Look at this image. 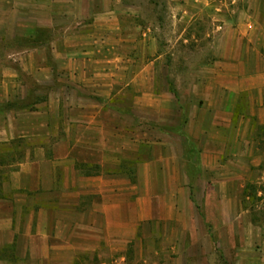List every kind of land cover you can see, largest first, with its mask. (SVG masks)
<instances>
[{"label": "crops", "instance_id": "0c3cea01", "mask_svg": "<svg viewBox=\"0 0 264 264\" xmlns=\"http://www.w3.org/2000/svg\"><path fill=\"white\" fill-rule=\"evenodd\" d=\"M19 35L20 48L4 51L10 65H0V105L33 94L19 74L51 91L44 111L0 115V264H82L83 251L96 253L100 239L114 248L115 154L140 155L147 135L171 133L195 148L204 172L221 169L220 138L227 134L218 128L219 116L241 95L264 106V0H0V38ZM162 39L210 41L218 57L227 58L231 49L234 64L202 65L213 70L212 80L194 76L182 97H172L161 75L168 54L160 49ZM248 54L255 61L250 77L243 64ZM258 113L264 121V109ZM164 123L173 129L163 130ZM159 141H149L155 164L174 169L175 187L149 199L154 221H173L192 196L179 189L186 184L179 182V144ZM147 165L140 164L141 182ZM126 193L121 199L129 201ZM98 200L110 201L111 212L98 209ZM65 201L76 206V228H65ZM120 223L122 243L131 241L132 230L150 232L131 228L130 217ZM99 228H106L105 237ZM176 232L182 242L191 233L189 246L176 249V264L184 249L188 257L201 256L195 264H211L212 250H221L210 228ZM260 245L262 254L241 252L231 264H264V241Z\"/></svg>", "mask_w": 264, "mask_h": 264}, {"label": "rangeland", "instance_id": "374dc122", "mask_svg": "<svg viewBox=\"0 0 264 264\" xmlns=\"http://www.w3.org/2000/svg\"><path fill=\"white\" fill-rule=\"evenodd\" d=\"M22 33L26 34L25 31ZM41 34H47L45 35L47 40L42 42L43 45H47L49 43L48 33L45 31ZM23 38L20 35L14 41H2L0 38V65H10V62L3 58L4 51L9 52L11 49L20 48ZM38 40L35 39V43ZM158 43L161 51L168 53L162 59V64L168 69L166 67L161 75L164 76L163 80L171 86V88L169 86V92L172 97L175 96L174 92L177 93V97H182L185 91L183 86L194 76L212 80L213 70L200 69L202 65L210 66L216 63L224 65L225 62L230 61L234 64L235 60L231 49H226V52L230 54L227 58L216 56L211 47L212 42L207 40L186 43L162 39ZM11 62H14L13 59ZM243 64L249 72L247 77H250L252 73L250 71L255 65L254 58L248 54L243 59ZM19 78L31 88L33 94L25 100L8 103L10 107L4 112L0 107V112L2 111L0 115H5L9 111L15 114L40 112L47 108L45 101L51 87L38 83L26 74H19ZM232 80H235L234 77ZM249 96V94L241 95L238 102L233 100L232 104L230 103L231 110L223 112L224 114H221L217 121L218 128L227 134L225 138H220L225 142V146L222 145L224 150L221 153V169H208L204 172L200 167L199 155L196 150H193L195 148L192 145L188 146L184 138L171 135V133L168 136L165 133L156 134L157 136L154 133L147 135L148 145L141 146L140 155L135 151L123 155L115 154L114 194L116 200L113 202L115 228H111L116 235L113 241L114 248H107L105 240L100 239L96 253L90 249L83 251L82 257L79 258L82 264H176L174 263V259L177 258L176 249L184 248L183 243L185 246L191 243V233H188L182 242L176 228H210L216 244L220 243L221 246L220 251L212 250L209 255L211 264H231L241 252L245 255L250 250H254L255 255L262 254L260 242L264 241V121L259 119L258 116L261 114L258 112L264 109V106L259 105L256 98L248 99ZM5 105L6 103H2L0 106L5 107ZM178 106L182 111L187 108L186 104L183 105L180 102ZM171 107L174 109L173 105ZM166 108L165 116L170 117L172 114L169 110L170 106ZM167 124L164 123L163 130H172L173 127ZM183 125L179 124L181 129ZM157 138L163 144L166 140L177 141L179 144L181 149L179 157L182 160L180 161L179 182L186 181L185 185H179V189L182 191L185 188L192 196L191 202L181 206V215L178 218L176 216L173 221L153 220L154 205L149 198L154 197L155 193L158 195L160 192L165 193L170 188L169 185L171 189L175 187L173 184L174 169L163 168L161 164H155L157 159L153 145H149V141L153 142L154 139L157 141ZM165 156L164 153L163 157ZM144 163L152 165L145 167L148 175L142 178L143 182H141L140 164ZM123 174L125 181H130V184H122ZM199 177L201 179L197 181ZM127 190L131 193L129 201L121 199V196H124L122 194ZM145 195L148 197L147 200H138ZM73 203L72 201L63 202L65 208L62 211L65 214L67 212L65 228H71V226L76 228L71 221L79 219ZM88 203L89 201L86 202ZM96 204L98 209L111 212L110 201L107 203V201L98 200ZM128 212L130 216H127ZM138 214L143 216L140 217ZM122 217L125 220L130 217L131 228H149L150 232L142 233L143 231L132 230L131 241L122 243L123 241H119L117 237L123 228L120 223ZM156 228L161 229L156 232ZM99 230L100 237H105L106 228H99ZM251 243L253 244L250 245ZM184 250V260L181 264H195L196 258L188 257ZM200 257L197 259H201Z\"/></svg>", "mask_w": 264, "mask_h": 264}, {"label": "trees", "instance_id": "16d2710c", "mask_svg": "<svg viewBox=\"0 0 264 264\" xmlns=\"http://www.w3.org/2000/svg\"><path fill=\"white\" fill-rule=\"evenodd\" d=\"M172 91L174 92L173 89H172ZM176 96H177V94H176ZM0 107H2L1 109H3L2 111L4 112L5 109H7V110L9 109L10 105L6 104L5 107L4 106H0ZM2 111L0 112V114L2 113ZM211 237H212V241L214 242V244H216L217 242L215 241V238H214L213 234H211Z\"/></svg>", "mask_w": 264, "mask_h": 264}]
</instances>
